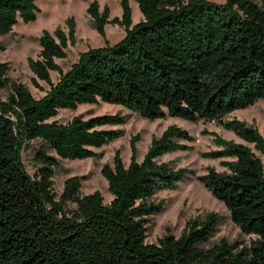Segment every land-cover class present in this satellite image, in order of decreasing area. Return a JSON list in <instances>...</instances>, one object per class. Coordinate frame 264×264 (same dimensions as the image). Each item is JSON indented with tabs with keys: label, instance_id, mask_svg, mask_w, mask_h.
<instances>
[{
	"label": "trees",
	"instance_id": "16d2710c",
	"mask_svg": "<svg viewBox=\"0 0 264 264\" xmlns=\"http://www.w3.org/2000/svg\"><path fill=\"white\" fill-rule=\"evenodd\" d=\"M35 1L0 0V36L19 22L33 23ZM133 1L142 15L135 25L128 0H120L121 17L112 19L108 7L100 12L96 1L89 4L87 14L100 37L107 25L122 27L125 35L81 53L65 73L55 60L65 59L68 44H74L73 19L66 20L67 33L42 31L39 58L27 64L49 90L35 99L25 86L13 84L8 97L0 98V264H264V165L250 148L216 133L204 131L218 149L201 157L220 160L226 172L208 167L197 180L243 235L255 237L249 247L221 240L199 248L216 231L215 213L189 220L179 238L166 234L157 244L145 242L149 219L164 207L163 201L152 202L154 195L175 190L193 175L157 162L187 150L180 142L192 141L175 125L151 141L140 163L135 136L128 166L116 153L112 166L102 167L112 197L108 204L99 192L80 196L85 177L67 178L59 196L53 191L58 159H96L93 150L121 134L104 129L123 125L118 115L50 122L59 111L82 105L120 106L151 122H213L264 158V138L256 127L224 120L264 101V0ZM8 71L0 62V93L8 86ZM50 72L59 75L55 84ZM33 84L38 87L35 79ZM36 140L39 167L30 175L21 151Z\"/></svg>",
	"mask_w": 264,
	"mask_h": 264
},
{
	"label": "rangeland",
	"instance_id": "374dc122",
	"mask_svg": "<svg viewBox=\"0 0 264 264\" xmlns=\"http://www.w3.org/2000/svg\"><path fill=\"white\" fill-rule=\"evenodd\" d=\"M96 1L101 12L104 7L109 9V19L121 17L120 0H36L35 21L33 23L19 22L6 36H0V62L7 63L8 86L1 91L0 98L5 100L11 92L13 84L25 86L32 97L42 98L49 90V86L35 78L30 71L27 60L39 58L40 47L38 39L42 31L53 33L60 29L68 32L66 20L72 18L75 24L74 44H68L66 58L55 60L63 73L67 72L71 65L76 63L81 53L92 48H100L105 44L113 45L120 41L124 35V29L120 26L107 25L105 37H100L94 29L93 21L87 14L89 4ZM216 4H223L225 0H207ZM132 11V25L142 20L137 4L128 0ZM57 72H50V82L55 84L58 81ZM35 79L38 87L33 84ZM100 115H118L125 119L124 124L116 127H105V130H117L120 136L111 143L93 151L98 154L96 159L85 160H59L58 166L54 168L53 191L59 196L63 189L64 181L73 176L85 177L81 183L80 196L99 192L105 204H108L112 197L108 192L106 180L101 175L104 165L112 166L113 158L119 154L125 166L130 161V141L133 137L139 136L136 143L137 162H141L144 155L150 148L151 141L161 137L162 133L172 125L185 130L192 138L189 142H180L187 147L185 151H177L165 154L157 159L158 163H169L174 169H187L193 175L187 181L179 183L175 190L161 191L154 195L152 202L157 204L164 202L162 212L149 219L147 225V244H157L158 240L166 234H172L179 238L189 220H203L208 213H215L220 217L214 235L208 242L199 246L201 249H209L225 240L232 244L239 242L242 246L249 247L255 240L254 236L243 235L239 228L230 219L229 212L224 205L215 200L210 193L198 182L197 177L206 174L208 167L214 168L219 173L226 172L221 167L220 160H209L201 157L202 153L214 151L218 148L213 144V137L204 134V131L216 133L227 141L243 144L250 148L264 165V158L253 150V146L239 139L232 132L226 131L223 127L213 122L189 123L181 119L165 118L156 121H147L140 118L120 106L100 103L98 105H82L75 111L62 110L51 119L61 124L70 122L74 117H82L84 120ZM236 119L254 126L264 138V101H258L254 106L244 110L234 111L224 120ZM41 146L39 140L26 144L21 151L22 162L30 175H33L39 164L35 162L34 155ZM54 155L53 153H51Z\"/></svg>",
	"mask_w": 264,
	"mask_h": 264
},
{
	"label": "crops",
	"instance_id": "0c3cea01",
	"mask_svg": "<svg viewBox=\"0 0 264 264\" xmlns=\"http://www.w3.org/2000/svg\"><path fill=\"white\" fill-rule=\"evenodd\" d=\"M233 114V113H232Z\"/></svg>",
	"mask_w": 264,
	"mask_h": 264
}]
</instances>
